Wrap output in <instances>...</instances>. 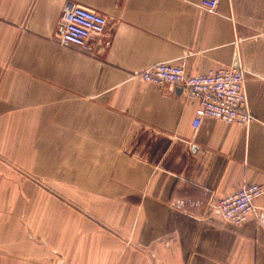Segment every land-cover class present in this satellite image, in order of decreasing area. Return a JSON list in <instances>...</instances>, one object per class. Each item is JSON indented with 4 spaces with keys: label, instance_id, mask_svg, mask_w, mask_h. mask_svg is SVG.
<instances>
[{
    "label": "crops",
    "instance_id": "0c3cea01",
    "mask_svg": "<svg viewBox=\"0 0 264 264\" xmlns=\"http://www.w3.org/2000/svg\"><path fill=\"white\" fill-rule=\"evenodd\" d=\"M69 4L108 18L61 44ZM239 66L247 126L137 74ZM264 188V0H0V264H264V193L241 225L219 199Z\"/></svg>",
    "mask_w": 264,
    "mask_h": 264
},
{
    "label": "built area",
    "instance_id": "2783aa9c",
    "mask_svg": "<svg viewBox=\"0 0 264 264\" xmlns=\"http://www.w3.org/2000/svg\"><path fill=\"white\" fill-rule=\"evenodd\" d=\"M220 1L204 0V7L213 11ZM107 27L108 18L103 14L69 4L62 11L57 38L61 44L89 50L92 40L103 35ZM137 76L146 83L167 86L172 93L181 89L188 98L199 100L193 123L196 129L206 118L242 126L254 121L247 100L246 77L239 66L191 75L181 66L159 64ZM263 193L261 185H244L236 193L219 199V214L224 220L241 225L255 213V202Z\"/></svg>",
    "mask_w": 264,
    "mask_h": 264
},
{
    "label": "water",
    "instance_id": "95a60500",
    "mask_svg": "<svg viewBox=\"0 0 264 264\" xmlns=\"http://www.w3.org/2000/svg\"><path fill=\"white\" fill-rule=\"evenodd\" d=\"M176 91H177L178 93H181V89H177Z\"/></svg>",
    "mask_w": 264,
    "mask_h": 264
}]
</instances>
